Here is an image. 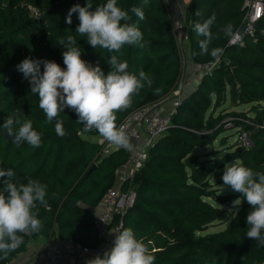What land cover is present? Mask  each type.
I'll return each mask as SVG.
<instances>
[{"label":"trees","instance_id":"trees-1","mask_svg":"<svg viewBox=\"0 0 264 264\" xmlns=\"http://www.w3.org/2000/svg\"><path fill=\"white\" fill-rule=\"evenodd\" d=\"M243 1L191 0L188 5L191 56L198 61L213 59L210 54L199 55V41L204 37L194 31L196 23L213 16L209 51L222 48L223 54L220 66L212 74L202 75L196 86L188 92L185 90L172 118L174 125L149 147L148 158L134 175L135 200L123 216L122 230L133 229L137 239L154 254L155 264H264V247L246 236L250 205L242 194L232 189L222 193L209 179L213 170L232 159L264 173V127L254 131L250 147L237 143L235 149L210 157L195 151L211 143L221 132L210 135L202 133L200 128L213 127L228 116L227 112L210 113L205 118L212 95L216 97L214 107L224 99L227 84L232 85L231 95L239 102H264V33H261L264 18L257 25V41L245 36L243 45L228 44L230 33L241 22ZM106 2L91 0L93 10ZM86 3L87 0H0V168H11L15 183L23 184L31 179L46 184L48 201V207L38 205L35 209L37 218L43 221L41 231L24 234V243L6 259H0V264L24 251L27 243L40 234L50 239L72 237L82 244L96 245L99 239L94 208L114 184L116 173L128 155V148L122 147L109 154H98L101 142L82 135L98 132H85L84 126L76 122L75 112L69 109L58 117L67 135L58 136L55 121L47 122L38 95L31 92L28 81L16 68L25 58L54 60L64 68L62 53L67 49L59 45V40L72 35L83 50L81 58L98 65L107 74L110 71L107 61L112 53L94 49L75 32L78 14L72 15L70 25L65 22L73 5L83 7ZM29 6L36 8L37 13L31 14ZM118 6L128 11L129 23L139 27L148 44L143 49L126 45L122 54H113L127 61L128 71L137 74L145 71L152 86L145 85L134 96L132 106L117 113V125L134 108L167 99L179 69L171 17L160 0H147V4L144 0H118ZM133 6L142 9L144 20L131 12ZM197 10L200 15L195 14ZM228 25L231 32L226 34L224 29ZM225 56L229 61L223 59ZM235 80L239 84L238 93L234 89ZM260 107L264 116V103H256L255 108L260 110ZM7 117L21 122L30 119L34 130L42 133V146L33 148L27 142L9 141L3 133L7 130L2 127ZM230 119H240L233 127L249 126L243 117ZM18 127L14 124L13 131ZM93 164L96 166L88 172ZM210 199L232 204L233 216L224 229L208 231L209 225L224 212Z\"/></svg>","mask_w":264,"mask_h":264},{"label":"clouds","instance_id":"clouds-1","mask_svg":"<svg viewBox=\"0 0 264 264\" xmlns=\"http://www.w3.org/2000/svg\"><path fill=\"white\" fill-rule=\"evenodd\" d=\"M144 3L147 4V0ZM131 12L140 20L145 19L141 8L133 6ZM74 13L78 14L79 20L75 32L86 38L94 49L112 53L107 61L110 65L107 74L98 65L93 66L81 58L83 50L72 35L59 40V45L67 49L62 53L64 68L54 60L32 58L23 59L16 68L28 81L31 92L38 95L39 107L45 113L47 122L55 121L58 136L67 135L63 121L58 117L69 109L75 112L78 117L76 122L84 126L85 132L95 130L105 141L127 149L129 137L122 127H117V113L130 108L134 96L145 85L150 88L152 80L143 70L138 74L128 71L127 61H121L113 53L122 54L121 50L126 45L143 49L148 42L139 27L129 23L131 16L118 6V0H107L94 10L91 0H87L83 7L75 4L67 13V24L72 23ZM195 14L200 15L198 10ZM214 22L213 16L203 23H196L194 31L204 37L199 41V55L210 54L218 59L223 54L222 48L209 51ZM224 31L230 33L231 25L226 26ZM156 91L158 93L159 89ZM14 124L19 125L15 132ZM2 127L13 142H27L33 148L42 146V133L34 130L30 119L21 122L20 119L7 117ZM13 176L11 168H0V182L3 183V190L0 191V259H6L24 243V234L41 231L43 221L37 218L35 209L38 205L48 207L46 184L31 179L18 184L13 182ZM222 180L225 187L230 186L233 191L242 194L250 205L246 236L257 241L259 247H264V173L232 163L225 165ZM87 264H155V256L137 239L132 228H124L115 233L112 247L104 252L103 257L97 255Z\"/></svg>","mask_w":264,"mask_h":264},{"label":"built area","instance_id":"built-area-1","mask_svg":"<svg viewBox=\"0 0 264 264\" xmlns=\"http://www.w3.org/2000/svg\"><path fill=\"white\" fill-rule=\"evenodd\" d=\"M31 14H36L37 9L29 6ZM243 15L238 27L230 33L228 44H240L245 42V36H250L257 41V25L264 18V0H244L242 4ZM173 31L176 43L184 48L190 40L187 31V17L174 18ZM242 30L239 31V26ZM261 33L264 29L261 28ZM222 58L206 61L193 60V68L196 73L210 75L220 66ZM192 85L191 79L177 75L176 83L167 99L156 103H145L130 111L119 122L117 127H122L129 137L134 139L137 145L128 147V155L124 163L119 167L114 184L103 195L104 208L94 214L97 229L98 243L90 246L82 244L72 237L61 239L59 237L50 240L45 248L33 251L23 259H17V254L9 261L2 264H86L97 255L103 257L106 250H110L115 239V233L122 230L123 216L135 200L133 179L137 170L141 168L148 158L149 147L155 141L166 134L173 124V115L177 111L185 90ZM161 105L165 107L160 110ZM165 105V106H164ZM236 140L238 145L250 147L253 145L254 130L237 127ZM98 154H109L120 148L104 139ZM67 260V261H66Z\"/></svg>","mask_w":264,"mask_h":264},{"label":"rangeland","instance_id":"rangeland-1","mask_svg":"<svg viewBox=\"0 0 264 264\" xmlns=\"http://www.w3.org/2000/svg\"><path fill=\"white\" fill-rule=\"evenodd\" d=\"M160 2L166 8L167 6L166 3L163 0H160ZM170 21L172 22L171 24H172V29H173V19L170 18ZM190 45H191V38L188 42V45H186V47L184 48L180 47L176 43V49H177L178 57H179L178 74L179 76L191 79V77L188 75V67L190 66L193 67L192 61L195 60V58H193L190 54ZM223 59H225L226 61H229V57L227 56L223 57ZM192 70H193V73L198 74L195 72L194 68ZM198 75H201V74H198ZM200 79L198 78L197 80H200ZM191 83L192 85L186 89V92L190 91L192 87L198 84L197 82H196L197 84H195L193 80L191 81ZM234 83H235L234 84L235 93H238V88H239L238 81L235 80ZM231 88H232L231 84L226 85L225 92H224V99L222 98L221 101L217 103L214 107H213V104L215 103L216 97L215 95H212L211 100H210L211 101L210 105L206 109L205 118L209 117L210 113H213L214 115H218L220 113L227 112L229 114L226 118L222 119L220 123L216 124L213 127L204 126L200 128V131L202 133H208L210 135H213L215 131H218V130L221 131L211 143L195 148V151L200 153V155L202 154L208 155L204 157L221 156L227 150L235 149V146L238 143L236 140V134H237L238 128L233 127V125L236 121L238 120L240 121V119H235V121L234 120L231 121L230 119L231 116L238 117V118L240 117L245 118V121L249 126L247 127L242 126L243 128H248V129L255 131L259 127H264V116H262L263 109L261 107H260V110H257V108H255L256 103H264V102L256 101L255 104L251 102H248V103L239 102L238 99H236L235 97H232ZM186 92H184V94ZM220 98H221V95H220ZM256 111L259 112L258 113L259 117H262V118L258 117V114ZM234 113H237V114H234ZM247 115L252 116V118L248 117ZM82 135L85 137H89L90 139H93L96 141L103 140V138L99 135V133L93 134V135H90V134H82ZM134 141H135L134 139L130 140L131 146L135 145ZM232 163H239V160L232 159L228 161L226 164L231 165ZM224 169H225V166L221 168H217L213 170L209 176V179L211 180L213 184L212 186L218 188L222 193H226L227 191L231 189L230 186L225 187L223 185L222 175H223ZM210 201L213 202L214 204H217L219 207H221L224 210V212L215 219L213 224L209 225L208 231H216V230L224 229L230 223L232 216H233L232 204L231 203H221L220 204V203L215 202L213 199H210Z\"/></svg>","mask_w":264,"mask_h":264},{"label":"crops","instance_id":"crops-1","mask_svg":"<svg viewBox=\"0 0 264 264\" xmlns=\"http://www.w3.org/2000/svg\"><path fill=\"white\" fill-rule=\"evenodd\" d=\"M163 1L167 5L166 9L169 12L170 17H174V18L177 17V18H181V19L187 17V8H188V5H189L191 0H163ZM192 69H193V67H191V66L188 67V75L191 77L193 82L195 84H197L199 82V80H197V79L198 78L200 79V77H202V76L193 73ZM162 108L165 109V107H163L161 105L160 110H162ZM134 142H135V145H137V141H134ZM134 142H133V144H134ZM103 208H104V204H103V200H101L100 203L94 208V214L102 211ZM50 240L51 239L49 237H47L43 234L36 236L35 238L31 239L27 243L26 249L24 251H22L21 253H18L16 255L17 259L25 258L26 256H28L29 254H31L35 250H38V249L42 250V248H45L47 246V244L50 243ZM62 264H65V263L63 262Z\"/></svg>","mask_w":264,"mask_h":264},{"label":"water","instance_id":"water-1","mask_svg":"<svg viewBox=\"0 0 264 264\" xmlns=\"http://www.w3.org/2000/svg\"><path fill=\"white\" fill-rule=\"evenodd\" d=\"M241 30H242V26L240 25V26H239V31H241ZM3 133L5 134V136L7 137V139H8L9 141H13V138L10 137V136L7 134V132H4V131H3ZM95 166H96V164H93V165L91 166V168L89 169L88 172H90ZM72 204H75V201H74V200H72Z\"/></svg>","mask_w":264,"mask_h":264}]
</instances>
